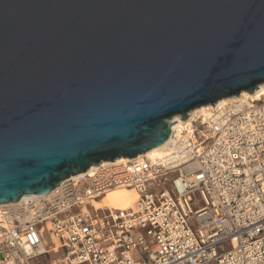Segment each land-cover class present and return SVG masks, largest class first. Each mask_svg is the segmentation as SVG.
<instances>
[{
  "label": "water",
  "instance_id": "water-1",
  "mask_svg": "<svg viewBox=\"0 0 264 264\" xmlns=\"http://www.w3.org/2000/svg\"><path fill=\"white\" fill-rule=\"evenodd\" d=\"M262 84L264 0H0V205Z\"/></svg>",
  "mask_w": 264,
  "mask_h": 264
},
{
  "label": "built area",
  "instance_id": "built-area-1",
  "mask_svg": "<svg viewBox=\"0 0 264 264\" xmlns=\"http://www.w3.org/2000/svg\"><path fill=\"white\" fill-rule=\"evenodd\" d=\"M170 128L156 162L102 163L25 205L0 207V264H264V100ZM116 188L131 209H97ZM134 254V257L132 256Z\"/></svg>",
  "mask_w": 264,
  "mask_h": 264
},
{
  "label": "bare ground",
  "instance_id": "bare-ground-1",
  "mask_svg": "<svg viewBox=\"0 0 264 264\" xmlns=\"http://www.w3.org/2000/svg\"><path fill=\"white\" fill-rule=\"evenodd\" d=\"M264 100V84L259 85L256 90L252 93L249 94L247 92H241L238 96L236 97H231V98H227V99H223L217 102V104L215 103V106L218 107H222L228 103H232L235 101H243L245 103H250V102H261ZM214 105H207V106H202L200 108H197L195 110H192L188 113L187 118L185 120H180L179 116H174L172 117V119L170 120L171 123V127H177V128H181V129H188V127L190 126V124L196 119V118H203L206 119V117L209 115L210 111L212 110V108H214ZM170 145V139L168 138V140L161 145L160 147H157L155 149H152L148 152H146L145 154H142L137 158L139 159H147L150 162H156L158 159H161L166 152L168 151ZM127 162V159H123V158H119L116 159L113 162H110L109 164H113V165H121ZM102 163H108V162H102ZM101 163V164H102ZM99 166V165H97ZM97 166H91L88 170L95 168ZM79 175V174H78ZM77 176V175H76ZM119 194V197L121 198V203H119L118 206L113 207L111 206L110 203H107L104 207L101 206H94V201H92V206L97 208V209H101V208H107V209H111V210H127V209H131L134 205V203L137 201L138 196L135 193L134 190L132 189H125V188H116V189H111L109 191H107L103 196L109 195V194ZM49 194L44 195L43 197H47L49 196ZM39 198V196H33V195H29V196H22L19 201L17 202L18 204H22L25 205L24 209L26 210V214L24 216V220L28 221L30 219V215H32L33 213V209L29 208L28 205L30 203H34V201ZM2 205H0L1 207Z\"/></svg>",
  "mask_w": 264,
  "mask_h": 264
},
{
  "label": "rangeland",
  "instance_id": "rangeland-1",
  "mask_svg": "<svg viewBox=\"0 0 264 264\" xmlns=\"http://www.w3.org/2000/svg\"><path fill=\"white\" fill-rule=\"evenodd\" d=\"M107 203H110L113 207L118 206L119 203H121V198L119 197V194L113 193L106 196H102L99 200H95L93 205L104 207ZM59 254L60 252H50L45 257H41L38 260H35L34 264H49V261L58 258ZM132 256L134 257V254H132Z\"/></svg>",
  "mask_w": 264,
  "mask_h": 264
}]
</instances>
